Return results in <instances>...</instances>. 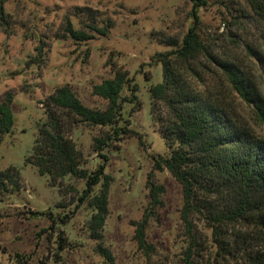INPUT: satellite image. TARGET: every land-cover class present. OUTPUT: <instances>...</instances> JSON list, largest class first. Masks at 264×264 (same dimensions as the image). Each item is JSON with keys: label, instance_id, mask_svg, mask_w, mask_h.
Listing matches in <instances>:
<instances>
[{"label": "rangeland", "instance_id": "1", "mask_svg": "<svg viewBox=\"0 0 264 264\" xmlns=\"http://www.w3.org/2000/svg\"><path fill=\"white\" fill-rule=\"evenodd\" d=\"M205 1L199 8L204 39L214 41L218 54L233 52L247 62L245 42L257 32L250 18L242 16L249 13L246 0ZM194 8L191 0H6L7 24L0 31V102L7 93L13 94L15 122L0 140V171L15 168L20 190L0 195V264H19L18 255L23 256L20 264H110L96 253L97 242L89 239L86 225L91 209L79 202L84 181L68 176L52 186L49 177L40 176L26 158L46 121L43 102L50 94L69 86L86 106L104 109L107 102L93 94V87L116 71L129 73L139 89L141 107L132 114L129 126L139 136H125L119 148L104 150L105 172L112 182L102 243L112 253V264H181L187 240L180 219L182 189L168 170L154 172V182L165 192L161 195L164 206L147 223L152 251L139 247L133 223L141 220L150 205L146 180L154 158L167 152L151 113L149 88L162 80L156 54L170 49L167 41L183 38ZM94 17L100 26L112 22L106 37L96 35L80 43L64 36L67 19L75 29L87 30L84 23ZM228 35H239L241 46H230ZM257 66L252 70L255 80L260 73ZM207 79L206 89L264 135L253 109L222 76L212 74ZM130 109L131 105H124L125 112ZM61 116L67 137L82 153L83 167L94 169L102 160L93 153L92 141L105 129L79 123L65 113ZM195 226L204 249L199 261L215 264L210 231L201 217ZM243 226H237L232 240L238 230L247 231ZM60 233L66 239L64 250L58 249ZM259 244L255 250L264 252ZM246 260L238 255L216 264H247Z\"/></svg>", "mask_w": 264, "mask_h": 264}, {"label": "trees", "instance_id": "2", "mask_svg": "<svg viewBox=\"0 0 264 264\" xmlns=\"http://www.w3.org/2000/svg\"><path fill=\"white\" fill-rule=\"evenodd\" d=\"M191 1L195 8L187 32L180 41H167L169 50L156 54L162 80L149 88L151 113L159 124L167 152L154 158L153 169L147 175L150 205L141 220L133 223L135 239L140 248L153 250L147 242V223L154 211L164 206L161 195L165 192L163 186L154 182V172L166 169L182 189L180 219L187 240L181 264H201L200 252L204 249L195 226L200 217L215 247L213 263L240 255L246 256L247 264H264V252L255 250L256 243L264 247V135L256 133L206 89L208 76H222L264 126V0H246L249 13H242L250 18L257 32L250 42H245L247 62L233 52L218 54L214 41L204 39L199 8L207 3ZM5 2L0 0V31L3 23L7 24ZM90 21L84 23L87 30H78L67 19L64 36L86 42L96 35L106 37L113 26L111 21L100 26L95 17ZM228 37L230 46H241L239 35ZM254 66L260 69L256 80ZM131 82L129 73L116 71L94 86L93 94L107 102L104 109L86 106L69 86L57 88L43 102L47 118L38 129L32 154L26 158L40 176L49 177L52 186L68 176L84 181L79 202L91 209L86 225L89 239L97 242L96 253L110 264L114 262L112 253L102 243L112 182L105 172L108 156L104 150L119 148V141L125 136H139L129 128L132 114L141 107L139 89ZM13 102L10 92L0 102V140L13 128ZM125 104L131 105L128 112L124 111ZM61 113L79 123L105 129L92 141L93 153L102 160L94 169L83 167L82 153L67 137ZM18 180L15 168L1 170L0 195L19 191ZM239 224L247 231L238 230L232 240ZM58 238V249L64 250L66 239L61 233ZM18 261L23 262L22 255H18Z\"/></svg>", "mask_w": 264, "mask_h": 264}]
</instances>
